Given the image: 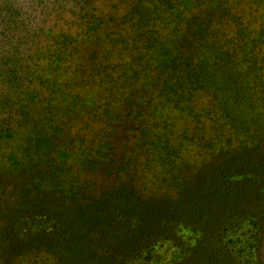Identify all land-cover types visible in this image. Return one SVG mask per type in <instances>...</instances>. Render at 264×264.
Here are the masks:
<instances>
[{"label": "rangeland", "instance_id": "obj_1", "mask_svg": "<svg viewBox=\"0 0 264 264\" xmlns=\"http://www.w3.org/2000/svg\"><path fill=\"white\" fill-rule=\"evenodd\" d=\"M15 1L31 13L23 15L28 33L43 26L33 41L43 52L69 31L84 44L79 15L89 3L113 19L92 27L89 40L104 29L135 39L126 15L164 3ZM229 6L220 27L230 55L210 43L179 67L148 66L149 75L143 62L134 70L64 62L96 107L59 142L63 166L33 163L22 131L0 137V264H264V0ZM142 46L117 45L110 61L130 63ZM88 157L93 171L82 167Z\"/></svg>", "mask_w": 264, "mask_h": 264}, {"label": "trees", "instance_id": "obj_2", "mask_svg": "<svg viewBox=\"0 0 264 264\" xmlns=\"http://www.w3.org/2000/svg\"><path fill=\"white\" fill-rule=\"evenodd\" d=\"M163 1L161 6L156 5L154 9L136 4L133 11L126 15L135 27V39L129 38L130 40L126 39L122 29L116 33L111 29H104L103 36L89 40V33L94 31L91 30L92 27L102 30L108 24L109 28L113 20L96 13L93 2L89 3V8H83L79 15L88 29L85 33L89 38H84V44L81 42L82 46L79 45L77 38L69 31L63 34L58 44H51L52 46L43 52V46L34 43L38 37L43 36V26L35 23L31 34L28 33L31 28L26 29V22L29 19H25L23 15L31 16V13L18 7L15 0H0V137L5 133L12 135L16 131H22L24 143L27 145L26 155H33V163H43L48 168L63 166L66 162H59V159L66 158L63 153L66 150L59 142L70 134V125L89 108L96 107L95 99L89 94L84 96L85 89L79 90V77L74 79L65 73L64 62L77 59L81 64L84 58H90L93 64L89 65L93 69L101 70H109L112 64L114 69L121 67L123 70V67L127 66L126 70H134L143 62L149 75L148 66L149 69L152 67L157 70L162 66L167 69L179 67L182 61L199 58L203 47L210 43L220 47L218 50L223 54L228 53L221 27L229 18L230 0ZM150 8L157 16L150 13ZM123 17L125 19L124 15ZM156 20L164 22V32L157 28ZM44 22L42 24L45 27ZM136 39L143 43L141 50L136 48L137 59H131L132 62L125 65L120 64V61H110L118 53L117 45H128L133 41L135 44L140 43ZM97 41H101L102 45L98 48L96 44L93 48L92 44ZM84 47L88 48L86 55L83 53ZM91 48L100 51L99 55L89 53ZM163 61L170 63L163 64ZM77 70L78 67L75 75L78 74ZM193 70L196 71L195 68ZM126 73L127 71L123 75L129 77ZM87 87L91 88L90 85ZM89 93L94 94L90 91ZM107 145L111 148V141ZM57 152L59 155L55 157ZM96 163L92 157H88L82 161V167L93 171L98 166ZM245 171L244 176L251 174L248 169ZM85 178L87 181L91 180L90 176ZM84 180L83 178L82 181ZM116 192H112L111 196Z\"/></svg>", "mask_w": 264, "mask_h": 264}]
</instances>
